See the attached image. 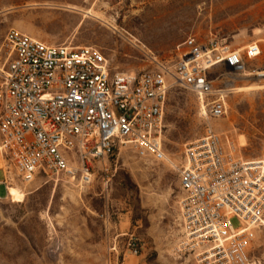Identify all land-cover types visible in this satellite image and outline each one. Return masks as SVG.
<instances>
[{
    "label": "built area",
    "instance_id": "2783aa9c",
    "mask_svg": "<svg viewBox=\"0 0 264 264\" xmlns=\"http://www.w3.org/2000/svg\"><path fill=\"white\" fill-rule=\"evenodd\" d=\"M176 50L172 66L120 71L99 46L48 43L9 28L0 45V186L7 190L0 200L8 198L15 178L86 188L96 164L105 166L122 147L166 161L164 122L174 81L197 94L208 123L186 145L178 166L172 253L197 264H255L250 251L264 241V141L260 156L244 159L212 122L227 114L231 90L215 81L235 74L264 81V67L249 64L262 49L257 42L235 48L217 36H189ZM218 67L228 73L214 78ZM141 248L134 233H120L109 247L110 260L126 264L127 255L138 257Z\"/></svg>",
    "mask_w": 264,
    "mask_h": 264
},
{
    "label": "rangeland",
    "instance_id": "374dc122",
    "mask_svg": "<svg viewBox=\"0 0 264 264\" xmlns=\"http://www.w3.org/2000/svg\"><path fill=\"white\" fill-rule=\"evenodd\" d=\"M36 1L0 0V45L14 27L48 43L99 46L114 68L140 72L158 62L172 66L177 45L189 36H217L235 48L257 42L262 54L249 64L264 67V0H81L87 17ZM66 23L78 24L77 30L62 28ZM226 73L218 67L213 76ZM225 76L215 86L231 89L227 114L212 124L233 139L239 157L256 158L264 141V89L237 88L264 81ZM207 123L197 94L172 81L163 134L166 161L122 147L114 159L105 160L108 172L104 162L96 164L95 180L86 188L42 177L22 184L15 178L9 187L20 190L18 197L0 200V264H115L109 247L126 232L142 246L138 257L127 255L126 264H197L174 257L172 248L179 230L178 166L186 145L203 134ZM6 193L2 184L0 195ZM233 224L239 225L236 219ZM263 256L261 240L250 257L264 264Z\"/></svg>",
    "mask_w": 264,
    "mask_h": 264
},
{
    "label": "crops",
    "instance_id": "0c3cea01",
    "mask_svg": "<svg viewBox=\"0 0 264 264\" xmlns=\"http://www.w3.org/2000/svg\"><path fill=\"white\" fill-rule=\"evenodd\" d=\"M38 2L39 4L41 5H45V6H48V7H54L56 8L57 7V11H60V12H64V13H74V14H81L82 16H86V13L85 11L87 10H84L83 8L80 7V4H81V0H40V1H36ZM68 6H76L77 9L75 10H71L68 8ZM62 28H65V29H69L70 32L75 31L77 30L78 28V24H65L64 26H62ZM67 40H71L70 37L67 38ZM66 42V41H65Z\"/></svg>",
    "mask_w": 264,
    "mask_h": 264
},
{
    "label": "bare ground",
    "instance_id": "6f19581e",
    "mask_svg": "<svg viewBox=\"0 0 264 264\" xmlns=\"http://www.w3.org/2000/svg\"><path fill=\"white\" fill-rule=\"evenodd\" d=\"M264 89V85H250V86H247V87H238L237 90L238 91H255V90H262ZM204 109V106L202 107ZM202 109V110H203ZM1 158V156H0ZM20 193V190H18L17 188L15 187H9V196L10 197H14V198H17L18 197V194Z\"/></svg>",
    "mask_w": 264,
    "mask_h": 264
}]
</instances>
